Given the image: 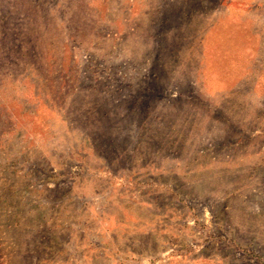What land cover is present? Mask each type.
<instances>
[{
    "label": "rangeland",
    "instance_id": "rangeland-1",
    "mask_svg": "<svg viewBox=\"0 0 264 264\" xmlns=\"http://www.w3.org/2000/svg\"><path fill=\"white\" fill-rule=\"evenodd\" d=\"M0 264H264V0H0Z\"/></svg>",
    "mask_w": 264,
    "mask_h": 264
}]
</instances>
